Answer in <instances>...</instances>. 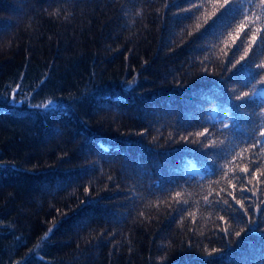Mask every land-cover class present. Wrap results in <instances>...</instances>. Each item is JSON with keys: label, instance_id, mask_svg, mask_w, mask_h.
Here are the masks:
<instances>
[{"label": "trees", "instance_id": "trees-1", "mask_svg": "<svg viewBox=\"0 0 264 264\" xmlns=\"http://www.w3.org/2000/svg\"><path fill=\"white\" fill-rule=\"evenodd\" d=\"M189 6L0 0V264H264V100L224 70L264 64V13Z\"/></svg>", "mask_w": 264, "mask_h": 264}, {"label": "snow or ice", "instance_id": "snow-or-ice-1", "mask_svg": "<svg viewBox=\"0 0 264 264\" xmlns=\"http://www.w3.org/2000/svg\"><path fill=\"white\" fill-rule=\"evenodd\" d=\"M186 2L190 5L189 7H185L182 10L185 13H191V16L188 18H193L201 13V10L206 9L208 7V4L212 2V0H186ZM219 2V8L216 9V11H220L221 9V15L217 17L216 21H213V24L210 25V27L213 29V31L218 30L221 26L225 24L226 21L229 19H236L237 18V11L233 7L234 5L240 4V3H247L250 4L251 7V16L255 18V21H260L261 20V14H258L256 9H260L261 13H264V0H258V3H254V0H217ZM165 7H168V0H165ZM216 11L212 13V15H216ZM244 20H248L250 24H253L255 21L249 20L248 14L244 15ZM205 23H207V20H205ZM243 23H241V30L243 29ZM199 27V25L197 26ZM256 35H257V30H254L252 32V39H251V44L256 43ZM235 41H233L234 43ZM261 43H264V37H261ZM251 44L249 45V48H251ZM239 49H237L238 51ZM236 55V52H233V56ZM247 56V51H245V54L243 56H240V59L237 60L235 63H232V59L230 58L227 63L230 65L229 67L225 68V71L232 72L233 69L235 71L233 72V76L237 78V80L245 87L250 88L249 92H244L242 96H237L236 99L243 102L245 98H248L249 100L252 97L260 95V98L264 100V94H260L257 92V87L258 86H264V64H256L254 62L249 63L248 61H245V57ZM207 59V58H205ZM241 61H245L244 63H241ZM239 65V67H237ZM255 69V71H254ZM207 71V69H205ZM21 79H23V76H21ZM43 83V81H41ZM21 85L17 84L15 88L12 89V100L15 102L16 101V94H18L21 91ZM234 91V90H233ZM54 101L52 99H48L46 102L42 103H37L31 105L33 108L36 109H41V110H48L50 106L54 107ZM241 106H244L243 103ZM261 116L264 117V113H261ZM225 127H228V125H224ZM146 131V130H145ZM207 132V129H205L203 132L197 131L195 133V136L200 137V136H205V133ZM140 135H143V133H140ZM189 136L193 135L192 133L188 134ZM261 137H264V131H261L259 133ZM182 139L187 140L188 136L182 137ZM205 140H207V137H205ZM196 142V141H193ZM253 145V147H260V151L264 152V146H261L262 142L260 139H257L255 136L252 137V140L250 141ZM210 147H217V144H211L209 145ZM261 168H264V164H260L255 168V171L260 172V176L264 177V171H261ZM244 172H248V168L242 169ZM253 179H255V174L253 173ZM111 179V177H109ZM248 183L251 184L252 180L249 179ZM259 183V182H258ZM248 190L250 191L251 189H244L241 188V192ZM258 191L261 192V195H264V189H257ZM226 191V189H225ZM181 195L180 192L176 193V196L179 197ZM212 193L209 192L208 195L204 196V201L211 205L213 203L219 204L223 203L224 205H227L229 208L232 207V205L229 203L227 199H224L223 197H219V193H217L218 199L215 200H209V196H211ZM228 195H232L230 192ZM252 195H256V192H253ZM247 199V197H245ZM233 199H236V197L233 196ZM179 202V201H178ZM185 204L188 203L187 200L183 201ZM237 203H240L239 200L236 201ZM261 204H264V200L260 201ZM244 205L241 204V208H243ZM259 208V205H257V209ZM245 215H247V209H245ZM221 220L224 219L223 216L220 217ZM53 229L49 228L46 233H44L43 237H41V240H47L49 235L52 233ZM225 232H228V229H224ZM235 235L237 237L241 236V232H236ZM19 239V238H18ZM36 247H40V244L37 243ZM218 250L213 249L211 252L208 253V255L211 257L213 256ZM32 252V249H29V253ZM17 264H21L20 261H17Z\"/></svg>", "mask_w": 264, "mask_h": 264}, {"label": "rangeland", "instance_id": "rangeland-1", "mask_svg": "<svg viewBox=\"0 0 264 264\" xmlns=\"http://www.w3.org/2000/svg\"><path fill=\"white\" fill-rule=\"evenodd\" d=\"M16 100H17V98H16ZM10 101H11L12 103H15V104L18 103L17 101L14 102V101L12 100V95H11V97H10Z\"/></svg>", "mask_w": 264, "mask_h": 264}]
</instances>
